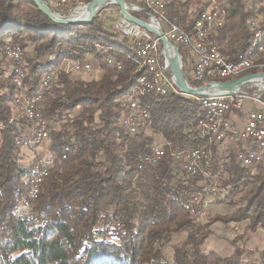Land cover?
Returning <instances> with one entry per match:
<instances>
[{
  "label": "trees",
  "instance_id": "16d2710c",
  "mask_svg": "<svg viewBox=\"0 0 264 264\" xmlns=\"http://www.w3.org/2000/svg\"><path fill=\"white\" fill-rule=\"evenodd\" d=\"M191 1L169 0L163 13L182 18V7ZM220 1L229 7L227 22L215 36L222 45L230 43L227 51L221 48L223 53L229 60L257 53L247 54L259 28L252 25L254 4ZM258 11L264 13V7ZM134 14L147 16L144 11ZM234 39L238 46L230 42ZM8 40L23 48L33 46L25 56L30 89L45 91L50 174L33 200L31 163L22 155L31 121L16 116L14 109V64L2 50ZM110 56L122 68L108 65ZM88 58L102 66L100 79H73L60 71L66 59ZM257 59L261 66L237 78L264 72V52ZM136 68L133 45L107 27L55 22L35 0H0V264H264V252L250 261L206 253L202 245L213 219L202 224L186 208L204 180H215L220 190L229 188L219 203L233 208L219 219L249 220V227L264 228V161L249 167L233 149L219 154L198 128L206 119L203 103L178 91L140 95L150 124L147 131L129 133L121 121L127 96L138 88ZM53 72L57 79L44 87L45 77ZM156 135L170 140L173 148H213L210 176L188 174L174 162L170 148L158 163L140 169L139 158L150 151ZM164 227L186 233L171 260L156 246Z\"/></svg>",
  "mask_w": 264,
  "mask_h": 264
},
{
  "label": "rangeland",
  "instance_id": "374dc122",
  "mask_svg": "<svg viewBox=\"0 0 264 264\" xmlns=\"http://www.w3.org/2000/svg\"><path fill=\"white\" fill-rule=\"evenodd\" d=\"M46 1H47L48 5L56 11H60V12H64V13H70V12L74 11V14L77 15L80 12L83 13L84 6L92 0H88L87 2H85L82 7H81V5H71L70 7H67V6L56 7L53 4L51 5L48 2V0H46ZM162 1L164 2L165 7L162 9L161 13H157V12H155L156 8H152L149 4H147V0H126L129 7L132 8L130 12L134 16H135V14H134L135 12H140V11H144L147 14V16H142V17L135 16V17H137L141 20L148 21V22L156 20L158 22L159 26L161 27V29L163 30L165 35H166L167 30H168V28H167L168 22H172V21H174V23H176L177 25L180 24L181 28H183L185 30L187 29L188 32L193 33L194 32L193 26H194V21H195L194 18L197 15V13H199L201 11L211 10L212 8H216V7L222 8V9L225 8V10L227 12V17H228V8L229 7H228V4L226 1L192 0L188 4V6L182 7L183 11H181V15L183 17L178 18V19L175 17L171 18L170 16L163 13V11L164 12L166 11L167 4L170 2H169V0H162ZM246 1H247L249 6L254 4V11L252 14L255 16L251 17L252 25L254 27L258 28V24H259V28L257 29V31H263V30H261L260 27L263 25L262 23L264 22V13H261L260 11H258V9L262 6L264 7V1H259V0H246ZM185 9L187 11H185ZM163 15L165 16V19L163 18ZM125 20L126 19L122 15V12H121L120 5L117 4L116 2H110L109 4H107L106 6H104L101 9H99L95 13L91 22H94L95 24H97L99 26L107 27L113 33H115L117 36H119L121 39H125L127 41V44L133 45V48H134V51L136 54V61H137V68H136L135 72L138 73V76H137L138 88L133 90L132 93H130L127 96L126 101L128 103L129 102L128 99L130 98V96L132 94L137 93V94H135V96L140 101V99H139L140 95L144 96L146 94H149L150 92L146 93L147 91H145V93H142V91L139 89L140 87H142V85L140 86V83H139V81L141 80V76H142V74H145L147 71H146V67L143 65L144 59L140 60L137 57L138 56V54H137L138 45L135 44V42L137 43V41H136L137 39H136L135 35L133 33L124 32ZM225 22H227V20ZM219 30H218V32H219ZM218 32H217V34H218ZM150 33L153 35L154 38H157L159 40V45H158V50L160 53L159 63L161 65V67H163L165 69V71H167V73L169 74L172 67L169 66L167 63L166 53L163 52L162 40L157 35L153 34L152 32H150ZM262 33L264 34V31ZM167 38L172 43H174L175 45H177L180 48V53H181V56L183 59V64H184L185 77L187 79L189 78L191 81H194L195 79L193 77V68H194L195 61L192 57L193 56L192 52L190 53V49L188 48V46H185L183 43H179V42L175 41L174 39H172L171 37H168V36H167ZM202 40H204V39H201V42H202ZM230 42H233L236 46H238V44H239V42H237V39H234ZM253 42H254V40H253ZM216 43H217V45H219L220 49L223 48V50H226V51L228 50L229 45H230V43L229 44L225 43L222 45V44H220L219 41H217ZM17 45H19V44L12 43L8 40V42L7 43L5 42V45L2 48V50H4L5 54L7 55L6 57L13 64H15V62H14L15 60L11 59L10 50H8V47H12V46L15 47ZM253 45L251 48V52L248 51L249 53H247V54H250L252 52L253 53L256 52V49H258V46H253ZM28 47L29 48H25V47L23 48L21 46V49L23 52L22 61H24L23 68L25 70L24 72H25V75L27 77L25 79L26 80L25 83H26L27 89L29 88V91L30 92L32 91V96H35V95L40 96L42 94L41 97L39 98V104L41 106L40 110H42V114H43V116H42L43 118L41 119V121H39V123L35 124V125H34V123H32V121L30 119H28L26 117L29 121H31V126L27 129L26 136H24V139L22 141L23 142V144H22L23 154L22 155L24 158V159L23 158L22 159L25 163H27V162L31 163V165H30L31 173H30V177H29V182H30V186H31V181L36 177L35 175L38 176L39 172L42 170V169H37L38 171L36 170V166L38 163L41 165L42 168H46L48 170L47 171L48 173H47V175L44 176L42 183L45 180V178L48 177V175L50 174V166H49L50 161L49 160L51 158V152H50V147H49V145H50V134H49V137L47 140H38V136H37L38 130L40 131V128H41V122L44 120L46 121L47 130H48V123L49 122H48V119L44 116V111H43V109H44V102L43 101H44V97H45V95H44L45 91H42L41 89L40 90L30 89V87H31L30 81L31 80L30 81L28 80L29 76H28L27 69H26L27 63H26L25 56L29 52V50H31L33 48V46H28ZM181 48H183V51H181ZM221 52L223 53L222 49H221ZM110 58L115 59L114 56H110L109 59ZM109 59H107L108 65H116V66L118 65L117 62H119V61H117L116 59H115L116 63H114V64H112L111 62H108ZM79 62H81V63L83 62L84 64H89L90 69L89 68H82V69H76L75 71H70L69 73L66 72L67 68L71 69ZM14 69H15V67H13V71H14ZM60 69H61L60 71H64L66 74H68L73 79L79 78V79H83L86 81L98 80L102 77V74H103V68L100 65V63L92 62L91 58H88L85 61L66 59L62 62ZM234 76H236V78H237L238 75H234ZM234 76H232V77H234ZM15 77H16V75L13 72V79ZM49 77L51 79V81H50L51 82L50 85H51L57 79L56 78L57 74L55 75V77H54V75L51 76V74H50ZM151 77L152 76H149V78H151ZM170 77H171V75H170ZM226 79L230 80V79H235V78H229V79L226 78ZM190 80H189V82L192 83ZM212 81H213V79H208L205 82H201V85H199V86H203V85L208 84L209 82H212ZM216 81H217V79H216ZM196 82H199V81H196ZM14 84H15V81H14ZM193 85H195V84H193ZM15 86H16V84H15ZM44 87H46V86H44ZM175 91L182 93L177 87H176ZM19 93H20V91L16 86V96H15V101H14V109L17 112L16 116H20L21 109H22L21 105H18L16 102V100L21 96V95H19ZM248 93H250L251 96L245 97L243 100V103L241 104L240 107L232 108L226 114L227 119L230 120V122L232 124V128H234V129H240L242 127V125L246 122L248 113L250 111L258 110V109H261L264 111V101L262 100V96L264 95V86L262 87L261 85H251L248 88H246L245 93H238V94H248ZM184 95H186V94H184ZM188 96H191V98H193V99L199 100L198 99L199 96H192V95H188ZM222 96H224V95H222ZM36 99L38 100V98H36ZM140 103H141V101H140ZM205 111L207 114V110H205ZM123 115H124V113H123ZM21 117H24V116H21ZM200 121H202V120H200ZM200 121L198 124L199 130L201 128L200 127V125H201ZM121 123H122V121H121ZM34 129H35L36 133L33 132ZM145 131H147V129ZM48 132H49V130H48ZM141 132H143V131H141ZM231 132H232L231 134H233L231 137H228V138L225 137L223 139V141H220V142H218L216 139L214 140V139L210 138L209 136H206V137L209 140L210 144L214 143L220 149L218 152L219 154H222L223 151L229 152V149H233L236 152L237 158H238L240 143L238 144V142L236 141V139L238 138L236 131L232 130ZM129 133H131V132H129ZM138 133H140V132H138ZM131 134L134 135L137 133H131ZM201 136L203 137V135H201ZM30 141L32 143H30ZM162 146H164V149H165V152L162 156L163 157L166 156L167 149L170 148V156L172 157L174 162L178 163L177 164L178 166L183 168L182 164L179 161L175 160L173 158V155L171 154V152L173 150L175 151L176 149H178L180 147H174L173 148L172 142L170 140L165 139L161 135H156L155 141L153 142V144L150 148V151L147 154L142 155L139 158V168L143 169V168H145V166L147 167L150 165H155V163L159 162L163 157L161 159H159V161H157L153 164L145 165V163H143V156L150 154L153 148L162 147ZM186 146H191V145L186 144ZM197 148H203V147H197ZM206 148L207 149L210 148L212 150L213 157H214L213 148H211V147H206ZM213 157L211 160V164L210 165L208 164L205 166L204 172H200V173H196V174L189 173V172H187V173L190 174L191 176L202 174L205 177H209L210 173H211V171H210L211 167L210 166H212ZM261 161H264V159H262ZM240 163L244 166L254 167L259 162L256 161L253 163V165H245L241 161H240ZM204 181L205 182H203L202 185L200 184L202 186L201 189L198 192H196L192 197V199L195 198L196 196L202 197V203L199 205V211H198L197 215H194L189 210L190 213L193 216H196L199 219V222H201L202 224H209L211 219H213L212 223L210 224L209 230L207 232L208 233L207 237L205 238L203 245H202L203 250L206 253L213 251V252H216L218 255H221L224 257H230V256H234V255L240 256V260H242V261H248V260L250 261L252 259L251 256L254 254L255 255L258 254V256L263 255V252H264V228L261 226H258L255 228L249 227V225H250L249 220H245L243 222H227V221H224L222 219H219L218 216L225 215L227 213H230L231 210H233V208L230 205L220 204L218 201L227 195L229 188L220 190L218 188V183H216L215 180L208 182V179H206ZM31 189L32 188L29 187V194H30ZM26 200L27 199H25V201ZM25 201H24V204H25ZM217 201H218V203H217ZM188 202H190V201H188ZM25 205H27V204H25ZM186 208H187V206H186ZM185 237H186L185 232L177 234V233H175V231L173 229L168 228V227H164L160 231V234L158 236V240L156 242V246L162 248L163 254L167 260H171L174 256L175 247L178 246L180 243H182L183 240L185 239Z\"/></svg>",
  "mask_w": 264,
  "mask_h": 264
},
{
  "label": "built area",
  "instance_id": "2783aa9c",
  "mask_svg": "<svg viewBox=\"0 0 264 264\" xmlns=\"http://www.w3.org/2000/svg\"><path fill=\"white\" fill-rule=\"evenodd\" d=\"M88 0H48V2L56 7H70L71 5H81ZM154 4H161L159 0H154ZM212 11L215 13V20H213L214 24L224 25V13L218 11V7L212 8ZM129 23L125 20L124 25ZM132 24V23H130ZM202 27V25H201ZM206 30H213V29H206ZM133 34L136 37L135 42L139 48L143 50V59H144V66L146 67L147 71H154L155 73V82L159 83L166 91H175L176 86L171 79L170 75L165 71L163 67H161L159 63L160 53L158 50L159 40L154 38L153 35L146 29L141 28L136 25L135 32ZM168 37H171L175 41L179 43H183L185 46H188L190 49V53L192 52V57L195 61L194 68H193V77L194 81L205 82L208 79H220V73L223 72H231V67L235 64L244 63L245 59L240 53L236 59L231 60V62H214V57L210 56V49L209 50H193L192 44L184 43L182 37L176 34V31L173 29H168L166 32ZM10 50V57L12 60H15V64L13 67H17V74L18 69H20V63H22V53L19 49V45L15 47H8ZM197 51H204V58H197ZM114 58H112L113 60ZM115 60V59H114ZM118 63V67L121 68L122 65ZM82 68H89V64H84L83 62L77 63L73 68L66 69V72L69 73L70 71H75L76 69ZM168 70V69H167ZM55 72L51 73L53 76ZM241 75V74H235ZM51 79L46 80L43 86L49 87ZM212 81V82H213ZM139 83H143V81H139ZM17 88L19 89L21 95L18 100H16L18 105H21V113L20 116L27 117L32 121V123L38 124L39 121L43 118L42 110H40L41 106L38 102L37 105H30V91L27 86L21 84V81L18 77ZM152 93V91H151ZM251 94H238L232 93L229 95L224 96H217V97H199V100H207V107L205 110L208 112H212V120L211 122H201L200 131L204 130H212L214 131V140L215 134L220 132L223 127H232L230 120L227 119L226 114L232 108H238L243 103L245 97H250ZM129 108L128 110H124L125 112V120L122 121V125L126 128L128 132L131 133H138L141 131H145L150 124V117L147 113H144L143 110L139 109V106L135 105V98H129ZM40 106V107H39ZM248 115H255L257 119H262V123H264V111L261 109L252 110L248 113ZM237 134L236 141L239 146V156L238 159L243 162L245 165H253L254 162H260L262 160V152L264 150H253V141L254 140H263L264 141V133L260 130V126H249L248 125V116L246 122L242 125L240 129H234ZM45 131L47 130L46 121L41 122V128L39 131V140H47L45 139ZM232 136V135H231ZM229 136V137H231ZM228 138V137H226ZM165 152L164 146L162 147H155L152 149L151 153L143 156V163L153 164L155 157L157 155H162ZM204 152L203 148H197L193 146H183L175 151L173 150L171 154L173 158L179 161L182 164L183 169L189 173H200L204 172L205 166L211 164V160L213 157H209V163H201V154ZM182 159V160H181ZM36 168L42 169L40 171V177H37L34 181V191H33V199H35V193L37 190V180L39 178H43L45 173H48L46 168H42L41 165L38 163ZM194 205H195V215H197L199 211V205L202 203V197L196 196L193 198ZM30 202V201H28Z\"/></svg>",
  "mask_w": 264,
  "mask_h": 264
},
{
  "label": "bare ground",
  "instance_id": "6f19581e",
  "mask_svg": "<svg viewBox=\"0 0 264 264\" xmlns=\"http://www.w3.org/2000/svg\"><path fill=\"white\" fill-rule=\"evenodd\" d=\"M108 1H112V0H108ZM159 3H161V4H154V0H147V4H149L152 8H156L155 12H157V13H161L162 9L165 7V4L162 0H159ZM218 11H220L221 13H224V24H225V21L227 20L226 10L222 9V8H218ZM81 14H82V12L78 13L76 16L79 17V16H81ZM163 18L165 19L164 15H163ZM213 20H215V13L212 11V9L211 10H205V11H201V12L197 13V15L195 16V21H194V26H193L194 32L193 33L188 32L187 29L185 30V29L181 28V25L180 24H179L180 26L177 25L176 23H174V21L168 22L167 28L173 29L174 31H176V34L180 35L182 37V40H184V43L192 44L193 50H201V49L202 50H209L210 49V56L214 57V62H231V60H229L221 52V49H220L219 45H217V43H216L217 41L215 39V36H216L218 30L223 25L214 24ZM128 22L129 23H126L124 25V32H126V33L135 32L136 25L143 28L142 26H140L134 22H131V21H128ZM130 23H132V24H130ZM154 23H158V22L156 21ZM201 25H202V27H201ZM206 29H213V30H206ZM262 32L263 31H257L255 33V39L253 42V44H254L253 46H258V52L255 53L254 55H251V56L242 55L243 58L245 59L244 63L233 65L231 67V72L220 73V79H226V78H230V77L234 76L235 74H241V73L249 70L250 68H252L254 66H261V64L260 63L258 64V62H257V60H258L257 55H258V53L264 52V34ZM201 39H204V40H202V42H201ZM137 48H138V50H137L138 56L137 57L141 60V59H143V50H142V48H139V47H137ZM19 49L21 50V53L23 56V52H22L20 45H19ZM165 53H166L168 65L171 67H174L176 60H175L173 53L169 49H165ZM197 58H204V51H197ZM108 62H111L112 64L116 63V61L112 60V58H110ZM24 71L25 70L23 68V63H20V69H18V74H17V67H15L14 73L16 75V77H15L16 86L18 83V77L21 81V84L26 86V83H25L26 80L25 79L27 77H26ZM149 76H152V77L149 78ZM48 79H50L49 75L45 77L44 83ZM140 81H143V83H140V86L142 85V87L139 86L140 87L139 89L142 91V93H145V91H147L146 93H148V92L151 93V91H152V93H160V94L170 93V91H166L165 89H163L161 84L154 83L155 82L154 71H147L145 74H142ZM135 94H137V93H135ZM135 94H132L130 96V98H135V105L139 106V109L143 110V112L147 113V115H149V117H150L149 111L142 106V104L140 103L138 98L135 96ZM40 97L41 96H32V94H30V105H37ZM36 98H38V100ZM200 101L203 103L204 107H207V100H200ZM128 108H129V102H128L126 110H128ZM123 120H125V113L122 117V121ZM211 120H212V112H208V110H207L206 119L202 120L201 122H211ZM248 125L249 126H260V130L262 131V133H264V123H262V119H257V116L248 115ZM232 130H233L232 127H223L222 130H220V132H217V134H215V139L217 141H223V139L225 137H229V136L233 135V134H231ZM33 132H35V129ZM200 132L204 138L206 136H209L210 138L214 139V131L204 130V131H200ZM37 136L39 137V130H38ZM48 137H49V132L45 131V139H48ZM30 143H32V142L30 141ZM253 150H264V141L263 140H254L253 141ZM163 154L164 153H162V155ZM162 155H157L155 157L154 163L159 161V159H161L163 157ZM209 157H212V150L204 148V152H202V154H201V163H209ZM262 159H264V152H262ZM37 169H40V168H36V170ZM45 175H47V173H45ZM35 176L36 177L31 181V188L32 189L30 191V194H31L32 198H33V191H34V181L37 177H40V172H39L38 176L37 175H35ZM43 178H39V180H37V190L35 193V198H37L39 195V188H40V184H41ZM187 209H189L195 215V205H194L193 199L190 200V202L187 204Z\"/></svg>",
  "mask_w": 264,
  "mask_h": 264
},
{
  "label": "water",
  "instance_id": "95a60500",
  "mask_svg": "<svg viewBox=\"0 0 264 264\" xmlns=\"http://www.w3.org/2000/svg\"><path fill=\"white\" fill-rule=\"evenodd\" d=\"M39 8L45 12L52 20L58 23L71 24V23H88L92 21L95 13L109 4L116 2L121 7L122 15L126 20L134 22L143 28L149 30L157 35L163 43V52L169 49L175 57V66L172 67L169 74L175 86L186 95L199 96V97H217L222 95H229L232 93H245L246 88L251 85L264 86V72H254L243 75L242 77L230 79L226 81H213L203 86H196L189 82L185 77L183 59L180 53V48L172 43L158 23L155 21H145L135 17L130 11L131 7L127 4L126 0H92L84 6V11L81 16L77 17L74 11L64 13L52 9L46 0H35Z\"/></svg>",
  "mask_w": 264,
  "mask_h": 264
}]
</instances>
